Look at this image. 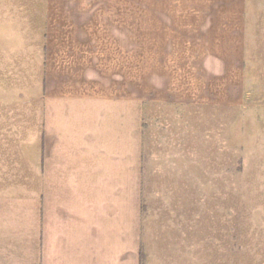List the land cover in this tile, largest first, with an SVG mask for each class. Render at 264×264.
<instances>
[{"label":"crops","instance_id":"1","mask_svg":"<svg viewBox=\"0 0 264 264\" xmlns=\"http://www.w3.org/2000/svg\"><path fill=\"white\" fill-rule=\"evenodd\" d=\"M121 12L0 0V264H233L219 186L247 162L252 0H147L144 62Z\"/></svg>","mask_w":264,"mask_h":264},{"label":"rangeland","instance_id":"2","mask_svg":"<svg viewBox=\"0 0 264 264\" xmlns=\"http://www.w3.org/2000/svg\"><path fill=\"white\" fill-rule=\"evenodd\" d=\"M146 2L147 0H121V14L124 15L129 5H132L131 14L136 15V22L132 25L138 32L139 62H144L145 57ZM252 3L253 13L248 23L247 64L253 79L249 96L250 108L254 114L250 120L249 133L246 123L242 133L238 132L237 127L234 132V141L238 148L249 143V146L246 144L247 162L242 167L240 151L238 155L235 150L234 160L237 165L232 181L219 186L234 192L231 214L233 226L228 232V241L233 243V264H245L243 252L248 230L244 222L248 211L250 210L252 218L257 213V204L261 201V210L264 213V0H252ZM243 193H249L252 197L249 205L245 204L248 200L243 198Z\"/></svg>","mask_w":264,"mask_h":264}]
</instances>
